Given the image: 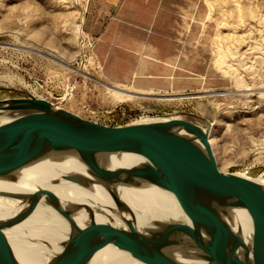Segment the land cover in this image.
<instances>
[{"label": "rangeland", "instance_id": "obj_1", "mask_svg": "<svg viewBox=\"0 0 264 264\" xmlns=\"http://www.w3.org/2000/svg\"><path fill=\"white\" fill-rule=\"evenodd\" d=\"M255 16L264 18V0H0V100L44 98L108 126L189 114L211 122L221 170L264 187V96L254 94L264 92V23H250ZM232 29L246 41L233 67L249 95L213 63V39ZM144 46L171 63L132 77ZM115 82L152 93L114 104L105 86Z\"/></svg>", "mask_w": 264, "mask_h": 264}, {"label": "bare ground", "instance_id": "obj_2", "mask_svg": "<svg viewBox=\"0 0 264 264\" xmlns=\"http://www.w3.org/2000/svg\"><path fill=\"white\" fill-rule=\"evenodd\" d=\"M250 23L262 24L264 18L256 20V16L251 17ZM221 24L220 26L229 25ZM75 26L78 32V24ZM252 26L255 28V25ZM234 32L233 30V33L225 37L218 34L213 39L214 45L216 44L212 49V54L214 52L216 54L213 63L221 76L230 79L236 86L234 91H240L241 95H249L251 94L249 90L254 89L247 82L245 83L242 73L240 76L237 69L233 67L239 56L244 55L245 50L242 44L246 41L244 35ZM256 47L249 45L247 49L253 50ZM142 50L145 52H142L138 59L139 72L132 73V77L145 74L146 68L150 65L168 66L171 63L169 58L161 62L155 54H151L148 46H144ZM260 58L263 59L261 56ZM175 65L173 63L172 67ZM239 66L240 64L236 67ZM66 67L71 69L68 63ZM105 88L114 104L152 93L149 88L137 87L129 82H115L114 85L105 86ZM256 90H254L255 95L264 96L261 89L257 92ZM10 111V107H0V121L5 120ZM133 123L160 124L185 132L194 138H197L196 131H202L208 127L210 133L212 126L209 121L202 123L189 114H180L177 111L166 116L142 117ZM31 134V132L23 133L10 143L6 166L13 164L23 155V152L18 150L20 147L38 142L31 139ZM208 139L212 147L211 138L208 137ZM84 156L83 159L79 158L76 150L61 138H57L47 154L40 160L9 176L0 178V264H45L61 250L63 240L72 234L74 228L100 222L122 224L125 211L120 204L114 202L113 198L118 199L129 209L137 226L141 228L154 221L185 218L175 196L164 185L163 180L148 168L136 164L137 157L122 156L108 163H93L88 159L86 152ZM236 175L253 181L251 177ZM196 191L200 198L201 214L205 223L212 225L223 238L229 235L233 237L234 230L238 228L245 241H250L252 225L244 210L234 208L222 191L210 185L199 183L196 185ZM227 218L231 220V228L227 227L221 231L218 219L223 221ZM1 241L7 244H2ZM177 248L186 253L193 264H206L191 241L181 239ZM84 264L172 263L163 260L136 259L128 252L107 245L99 249L92 259Z\"/></svg>", "mask_w": 264, "mask_h": 264}, {"label": "water", "instance_id": "obj_3", "mask_svg": "<svg viewBox=\"0 0 264 264\" xmlns=\"http://www.w3.org/2000/svg\"><path fill=\"white\" fill-rule=\"evenodd\" d=\"M0 107L11 109L7 118L0 121V178L40 160L57 138H61L79 153V158H85L86 152L93 163H108L122 156L137 157L136 164L163 180L185 216L181 220L154 221L141 228L129 209L113 198L125 211L122 224L100 222L74 228L63 240L61 250L45 264H84L107 245L128 252L136 259L193 264L191 258L177 248L181 239L191 241L206 264H264V187L219 169L209 143L208 127L196 131L197 139L154 123L108 126L34 96L4 98L0 100ZM26 132H31V139L38 142L20 147L18 150L23 155L6 166L10 143ZM199 183L219 189L234 208L248 214L252 225L249 242L238 228L233 237L223 238L212 225L204 222L196 191ZM218 220L221 231L231 228L229 218Z\"/></svg>", "mask_w": 264, "mask_h": 264}, {"label": "built area", "instance_id": "obj_4", "mask_svg": "<svg viewBox=\"0 0 264 264\" xmlns=\"http://www.w3.org/2000/svg\"><path fill=\"white\" fill-rule=\"evenodd\" d=\"M122 124H126V123H120V122H113L112 124H110L111 126H118V125H122Z\"/></svg>", "mask_w": 264, "mask_h": 264}, {"label": "crops", "instance_id": "obj_5", "mask_svg": "<svg viewBox=\"0 0 264 264\" xmlns=\"http://www.w3.org/2000/svg\"><path fill=\"white\" fill-rule=\"evenodd\" d=\"M148 47H150V49H151V50L158 51V49H157V48H154V47H151V46H148ZM141 49H143V47H142Z\"/></svg>", "mask_w": 264, "mask_h": 264}]
</instances>
